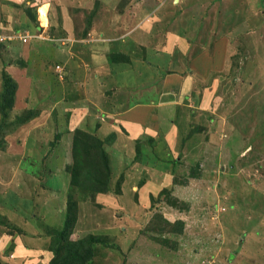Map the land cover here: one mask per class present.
<instances>
[{"label": "rangeland", "instance_id": "374dc122", "mask_svg": "<svg viewBox=\"0 0 264 264\" xmlns=\"http://www.w3.org/2000/svg\"><path fill=\"white\" fill-rule=\"evenodd\" d=\"M110 2L83 12L80 35L97 12L104 21L126 15L131 22L141 2L153 23L150 47L167 49L144 60L148 69L163 78L177 65L191 78L170 105L173 141L164 146L170 153L154 156L153 139L146 137L122 158L112 133L104 139L96 126L71 125L77 112L92 107L74 104L83 96L72 83L62 98L51 93L63 63L55 47L59 30L48 36L42 30L43 4H51L58 25L60 3L0 0V264H45L57 245L67 254L73 243L80 244L79 264H264V0ZM16 13L37 37L27 41V34L3 27ZM129 42L127 49L142 55L144 48ZM24 43L28 51L19 46ZM10 66L37 81L18 90ZM58 114L64 119L56 120ZM87 167L95 174L90 185ZM71 169L83 176L74 186ZM55 174L56 189L55 181L46 183ZM71 223L64 242L57 232ZM16 247L22 255L14 254ZM30 248L34 255L25 251Z\"/></svg>", "mask_w": 264, "mask_h": 264}, {"label": "crops", "instance_id": "0c3cea01", "mask_svg": "<svg viewBox=\"0 0 264 264\" xmlns=\"http://www.w3.org/2000/svg\"><path fill=\"white\" fill-rule=\"evenodd\" d=\"M51 1L49 0V2ZM58 2L62 8L61 19L59 18L60 23L54 25L55 23L50 17L51 4L47 3L43 4L47 6V25L45 27L41 26L47 36L48 30H59L58 35H56L58 42H56L55 47L58 51L56 52L57 57L63 63V65L59 66L63 70L60 75L57 73L56 76L53 75L54 81L52 82L57 86L52 87L51 93L62 98L66 84L72 83L75 89L80 90L79 97L83 96L80 100L75 101L74 104L80 105L84 103L92 107L90 110L88 108V110H81L79 113H76L77 109H75L73 114L76 113V115L73 116L70 122L71 125L86 129L87 126H96L97 133L104 139L112 133L118 143L116 145L117 154L122 158H125V155L131 157L135 142L143 145V139L151 137L155 144L151 153H154V156L160 159L166 158L168 156L167 153H170V148L165 149V141L169 140V147H172L171 142L173 141V129L169 126L167 117L171 116L170 105L175 102L174 98L177 100L178 94L185 93L184 91L189 87L191 78L188 76L187 78L184 77V74L187 73L186 69L183 70L177 65L176 67L173 66V73L163 78L157 77L151 69H148L149 64L146 61L149 62L150 57L158 58L164 55L165 52L167 53V49L165 50L164 48L162 50L161 47L158 49H155L154 46L153 48L150 47V45H153L150 43L152 39L149 37L153 23L151 18L144 16L142 3L134 4V15L131 17V22L126 19V15H116V19L110 17L111 19L108 18L104 21L103 16L105 14L101 15L102 13L97 12L90 20L88 33L82 36L79 32L82 29H80V26L82 27V24L85 26V20L83 23L81 19L83 18V12L90 14L95 4L109 5L111 4L110 0H58ZM71 9L74 12L76 10L80 11L71 13ZM7 26L11 29L14 28V31L18 32L19 36L23 37L27 34V41L35 35L36 37L38 36L34 26L20 13H16L15 16L9 19V22L3 25V27ZM47 36L45 35V41L49 40ZM128 39L144 48L142 55L138 52L139 55L136 56L137 50L135 48L127 49V47L132 45L130 42L126 43ZM173 39L175 40V38ZM175 41H170L169 50L172 51L171 46L175 44ZM19 46H24L27 51L29 49L25 43L19 44ZM11 52L14 53L10 56L16 58L17 54L15 51ZM114 55H123L124 57L111 59ZM141 56L145 58L140 59L139 57ZM9 69L15 70V73L13 72L14 74L11 75L18 84V90H20L22 83L30 84L31 86L37 81L33 78L28 79L26 75L22 76V78L19 75L21 74L19 68L10 66ZM156 71L158 70L156 69ZM188 72L194 81L195 75L193 76L192 73L195 70L191 69ZM18 95L19 92L17 93ZM19 99L17 98L15 101L19 102ZM64 102L65 99L58 100V105ZM161 110H165V113H163L166 116H162ZM59 115H57L56 120H63L65 114L63 116ZM53 120L54 116L52 114L50 121ZM58 125L61 126V123ZM55 163H59L60 168L62 159L61 161H55ZM52 168L54 171L58 170L54 167ZM57 177L60 176L55 174L53 178H47V185L55 181L56 189V182L57 185L60 182ZM25 251H29L28 255H34L35 252L31 251V248L30 250L25 249ZM20 253V250L16 247L14 254L16 256L23 254ZM48 255L45 254V264L51 259L50 254ZM27 259L23 258L22 260L25 261ZM11 260L9 261L10 264H16L17 261L13 259L12 262Z\"/></svg>", "mask_w": 264, "mask_h": 264}, {"label": "trees", "instance_id": "16d2710c", "mask_svg": "<svg viewBox=\"0 0 264 264\" xmlns=\"http://www.w3.org/2000/svg\"><path fill=\"white\" fill-rule=\"evenodd\" d=\"M77 172V171H76ZM75 171H73L72 169H71V178H72V185L74 186L75 184H74V181L77 179V180H79V177H82L83 178V176H78V175H75V173H76ZM84 179H85V181L90 185L92 182H93V180H95V178H94V172H92V169H91V167L90 168H86L85 169V171H84ZM99 184V183H98ZM81 185L82 186H80V187H82L83 188V183H81ZM68 209L70 210V204H69V207H68ZM67 216H69L68 215V213H67ZM73 221H74V219H73ZM69 225H64L57 233H58V236L60 237L59 239H61V240H63L64 242L66 241V239H67V237H68V234L71 232V228H72V223L70 224V226L68 227ZM53 245H54V243H53ZM78 246H80V244L79 243H77V244H72V250H71V248L70 249H68V253L67 254H61V250L62 249H64L65 247L64 246H62V245H57L56 247H55V249H53L52 251H53V255H54V257H52L51 259H50V261L47 263V264H79V263H82V261H84L82 258H79V256H78V253L76 252V250H77V247ZM89 253H90V251H88ZM88 252H86V254H88ZM77 253V254H76Z\"/></svg>", "mask_w": 264, "mask_h": 264}]
</instances>
